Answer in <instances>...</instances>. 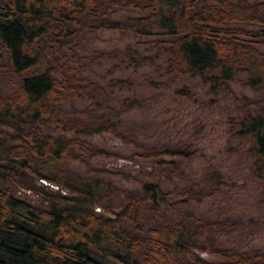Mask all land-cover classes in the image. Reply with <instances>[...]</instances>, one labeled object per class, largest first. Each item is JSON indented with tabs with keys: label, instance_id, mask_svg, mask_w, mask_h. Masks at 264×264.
<instances>
[{
	"label": "trees",
	"instance_id": "16d2710c",
	"mask_svg": "<svg viewBox=\"0 0 264 264\" xmlns=\"http://www.w3.org/2000/svg\"><path fill=\"white\" fill-rule=\"evenodd\" d=\"M119 9L138 13L114 17ZM100 29L151 36L156 55L166 57L176 79L202 75L215 90L224 86L233 94L229 82L245 74L246 83L264 95V50L258 46L264 43V0H0V79L16 85L11 91L0 88V264H120L97 254L115 243L129 251L110 255L128 264H142L139 256L146 264H264L261 249L218 244L215 232L225 229V221L192 212L168 215L164 209L176 203L159 181L124 191L102 176L59 167L68 158L87 163L89 156L116 154L80 136L117 130L101 110L107 88L78 65L86 31ZM127 53L138 63L153 59L131 46ZM76 98L89 104L67 109ZM137 104L132 100L127 107ZM233 126L236 136L250 142L255 173L264 183V106ZM76 147L88 149V157ZM182 152L150 146L134 155L162 160ZM45 166L57 169L47 175L41 171ZM33 172L58 185L39 187L46 205L17 194L36 187ZM223 183L213 171L207 189H189L185 201L217 193ZM122 192L124 203L115 209L113 198ZM149 214L154 223L146 228ZM197 250L223 259L208 260Z\"/></svg>",
	"mask_w": 264,
	"mask_h": 264
},
{
	"label": "rangeland",
	"instance_id": "374dc122",
	"mask_svg": "<svg viewBox=\"0 0 264 264\" xmlns=\"http://www.w3.org/2000/svg\"><path fill=\"white\" fill-rule=\"evenodd\" d=\"M136 13L119 9L114 17ZM84 36L77 54L78 65L83 75L107 88L108 101L101 110L116 121L117 130L80 136L116 154L89 156L87 163L68 158L59 167L102 176L124 191H141L144 181H159L171 191V199L176 203L164 209L168 215L180 218L192 212L205 219L225 221V229L215 232L220 246L264 252V183L255 173L254 157L248 150L250 142L236 136L233 126V121L244 114L258 113L264 106V95L246 83L245 74L229 82L233 94L224 86L215 90L202 75L174 78L166 68V57L156 55L151 36L119 29L89 30ZM129 46L153 59L146 63L131 61L127 53ZM258 46L264 50V43ZM120 79H127L129 83H122ZM15 86L0 79V88L4 91H11ZM132 100L138 104L127 107ZM88 104L89 100L76 98L65 107ZM150 146H169L183 152L162 160L135 157V153L144 152ZM76 150L86 157L89 155L88 149L76 147ZM56 169L45 166L41 171L53 175ZM213 171L221 173L224 181L219 192L203 195L199 200L191 197L186 202L191 196L189 189H207V177ZM30 175L36 187L22 188L17 194L35 204L46 205L39 187L57 189L58 185L37 173ZM124 200L125 192L113 198L115 209H120ZM97 209L109 213L104 206ZM144 221L146 228L154 223L151 214ZM146 232L147 229L143 230ZM97 251L110 263L128 264L110 255L113 251L127 253L125 243L107 245ZM197 251L208 260L223 259L218 254ZM139 260L146 264L141 256Z\"/></svg>",
	"mask_w": 264,
	"mask_h": 264
}]
</instances>
